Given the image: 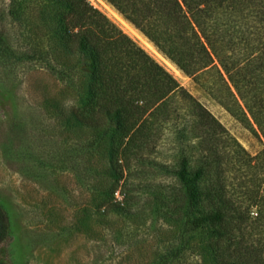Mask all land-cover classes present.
Instances as JSON below:
<instances>
[{
	"label": "rangeland",
	"instance_id": "obj_1",
	"mask_svg": "<svg viewBox=\"0 0 264 264\" xmlns=\"http://www.w3.org/2000/svg\"><path fill=\"white\" fill-rule=\"evenodd\" d=\"M100 1L88 0L247 154L264 151L250 119L232 116L198 81L175 73ZM57 2L0 0V264H220L226 242L220 249L184 232L186 195L175 176L181 152L170 127L159 129L154 146L120 156L112 125L76 122L88 77L81 56L59 53Z\"/></svg>",
	"mask_w": 264,
	"mask_h": 264
},
{
	"label": "trees",
	"instance_id": "obj_2",
	"mask_svg": "<svg viewBox=\"0 0 264 264\" xmlns=\"http://www.w3.org/2000/svg\"><path fill=\"white\" fill-rule=\"evenodd\" d=\"M104 1L264 138V0ZM57 6L59 53L81 56L88 77L76 122L112 125L120 156L154 146L159 129L170 127L181 152L175 176L186 195L184 232L220 249L226 242L220 264H264V151L247 154L163 65L88 0H58Z\"/></svg>",
	"mask_w": 264,
	"mask_h": 264
},
{
	"label": "bare ground",
	"instance_id": "obj_3",
	"mask_svg": "<svg viewBox=\"0 0 264 264\" xmlns=\"http://www.w3.org/2000/svg\"><path fill=\"white\" fill-rule=\"evenodd\" d=\"M100 1V0H99ZM102 3V1H100ZM107 10L110 12V14L123 26L125 29V32L135 36L138 38L149 50H151L154 54H156L159 58H161L164 63L172 69L175 73H179L178 69L166 58L162 57L158 51L155 49V47L146 39L144 38L132 25H130L127 21H125L113 8L108 7L104 3H102Z\"/></svg>",
	"mask_w": 264,
	"mask_h": 264
}]
</instances>
